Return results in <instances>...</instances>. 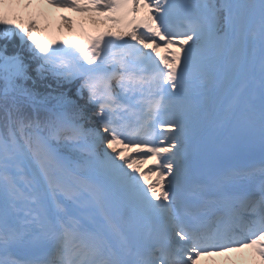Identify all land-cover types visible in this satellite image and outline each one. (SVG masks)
Listing matches in <instances>:
<instances>
[{
    "label": "snow or ice",
    "instance_id": "obj_1",
    "mask_svg": "<svg viewBox=\"0 0 264 264\" xmlns=\"http://www.w3.org/2000/svg\"><path fill=\"white\" fill-rule=\"evenodd\" d=\"M244 250L264 264V0H0V264Z\"/></svg>",
    "mask_w": 264,
    "mask_h": 264
},
{
    "label": "rangeland",
    "instance_id": "obj_2",
    "mask_svg": "<svg viewBox=\"0 0 264 264\" xmlns=\"http://www.w3.org/2000/svg\"><path fill=\"white\" fill-rule=\"evenodd\" d=\"M66 15H70L69 13H65ZM58 21V20H57ZM56 23V20H55ZM59 24V21H58ZM87 24V23H86ZM92 27V25H91ZM151 163V161L149 162V164ZM148 165H146L145 167H147ZM245 252V257H248L250 252L248 250H244L243 253ZM212 260L208 261V264H212L213 261H217V262H221V264H223L224 261L229 260V259H234L236 260L237 264H240V261H242V258L240 256H236V253H231L228 256H226L225 258L227 259H222V256H217V257H211ZM206 259V258H205ZM207 261V260H206Z\"/></svg>",
    "mask_w": 264,
    "mask_h": 264
},
{
    "label": "trees",
    "instance_id": "obj_3",
    "mask_svg": "<svg viewBox=\"0 0 264 264\" xmlns=\"http://www.w3.org/2000/svg\"><path fill=\"white\" fill-rule=\"evenodd\" d=\"M85 15V17L87 16V14H84Z\"/></svg>",
    "mask_w": 264,
    "mask_h": 264
}]
</instances>
